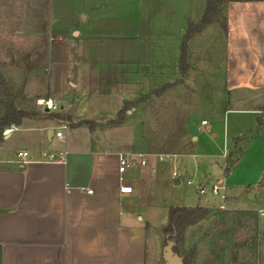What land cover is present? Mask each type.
I'll return each instance as SVG.
<instances>
[{"label": "crops", "instance_id": "obj_1", "mask_svg": "<svg viewBox=\"0 0 264 264\" xmlns=\"http://www.w3.org/2000/svg\"><path fill=\"white\" fill-rule=\"evenodd\" d=\"M207 1L74 0V26L63 31L52 24L54 0H0V72L12 92L24 85L18 109L41 114L7 127L14 130L0 146V264H147L151 223L137 201L146 186L155 191L164 165H142L150 146L107 133L144 126L133 121L143 108L195 91L206 69L201 42L213 36L226 44L227 94H254L256 117L264 109V2L230 3L227 31L214 23L193 36L182 62ZM58 2L62 9L73 0ZM39 99L58 110L43 111ZM23 151L28 158L18 157ZM132 181L138 195L122 193Z\"/></svg>", "mask_w": 264, "mask_h": 264}, {"label": "rangeland", "instance_id": "obj_2", "mask_svg": "<svg viewBox=\"0 0 264 264\" xmlns=\"http://www.w3.org/2000/svg\"><path fill=\"white\" fill-rule=\"evenodd\" d=\"M58 3V0L53 2L52 24L57 29L62 25L63 31L69 30L74 26V0L62 9ZM226 10L222 5L218 19L223 30ZM201 45L206 69L196 77L195 91L183 97L174 95L171 99L154 101L150 110L143 108L139 118L135 115L134 123L140 120L144 126L118 129L107 135L123 143L135 144L137 148L150 146L152 155L146 157V161L156 168L164 165L155 191L146 186L144 200L137 201L141 204L140 218L146 214L151 223L147 264H164L169 209L199 205L206 207L209 215L188 227L183 241L179 246L175 243L174 247L183 261L186 260L185 264H264V217L261 216L264 213V130L259 125L264 119V109L257 116L258 121L250 112L256 108L254 94L243 92L239 100L236 94H227L224 38L208 37ZM133 106L128 105L118 121L123 120L125 112ZM203 122L207 124L202 125ZM60 132L66 135V130ZM16 137L20 136L13 135L12 141ZM161 157L168 159L161 162ZM237 157L239 160L230 166ZM135 160L141 162L142 159ZM177 160L178 165L175 164ZM215 167L221 175H214ZM169 170L170 183L166 178ZM175 181L180 184L175 185ZM218 183L227 188L224 209L220 207V195L214 196L210 191ZM130 184L138 195L137 183ZM201 188L207 191L204 196L200 195ZM251 194L254 199H250Z\"/></svg>", "mask_w": 264, "mask_h": 264}, {"label": "trees", "instance_id": "obj_3", "mask_svg": "<svg viewBox=\"0 0 264 264\" xmlns=\"http://www.w3.org/2000/svg\"><path fill=\"white\" fill-rule=\"evenodd\" d=\"M239 2H264V0H208L207 1V10L202 18L199 25L191 24L188 28L186 35V43L183 48V56L182 62L186 61V53H187V43L191 40L193 36L201 33L208 26L214 23H218L219 15L221 13V6L225 5L226 7L230 3ZM225 30L227 31V25L225 26ZM167 87H164L160 91L157 92L158 95H161ZM24 91V85L21 86L19 92L14 93L11 90V84L4 77V75L0 72V98L2 104L5 108L4 115L0 118V146L3 143V131L5 128L10 126H19L26 119H34L40 118L41 114L34 111H24L20 110L17 107V100L22 97ZM263 125V122L259 124ZM239 157L234 160L230 166H233ZM230 171L229 167L226 169V174ZM209 215V211L204 206H197L194 208H180V207H171L168 211V222L165 229L166 235H170V239L176 243L177 246L183 241V236L188 227L196 225L198 222L204 220ZM176 253L178 252L177 248H174ZM186 260L184 259V264Z\"/></svg>", "mask_w": 264, "mask_h": 264}, {"label": "built area", "instance_id": "obj_4", "mask_svg": "<svg viewBox=\"0 0 264 264\" xmlns=\"http://www.w3.org/2000/svg\"><path fill=\"white\" fill-rule=\"evenodd\" d=\"M37 105L41 108H45V110L47 111H57L58 110V106L56 105L55 101H53L52 99H39L37 100ZM207 123L206 122H203L202 125H206ZM14 130V127H11V128H7L3 131V137H8L11 135V133L13 132ZM57 137L58 138H62V133H58L57 134ZM226 151H225V155L224 157H226ZM18 157L21 158V159H26L29 157V153L26 152V151H23V152H20L18 153ZM50 160L52 161H58V162H63V156L61 155L60 157H56L55 155H50L49 156ZM143 158V157H142ZM166 159H168L167 157L164 158V157H161L160 158V161L161 162H164L166 161ZM146 164V160L143 159L142 160V165H145ZM129 168V164H128V161L125 157H120V167H119V172L121 174H124L126 172V170ZM174 178H177V175H174ZM199 183L196 182L195 185L197 186ZM189 185H194V183L192 182H189ZM132 187H129V186H122L120 191L122 193H125V194H131L132 193ZM227 188L225 185L223 184H216L214 185L212 188H211V194H213L214 196H219L221 197V203L222 205L220 206L221 209H224L225 208V205H226V201H227V197L225 195V192H226ZM92 191H90L91 193ZM200 195H205L207 194V191L204 189V188H201L200 189ZM261 216L264 217V213H261Z\"/></svg>", "mask_w": 264, "mask_h": 264}, {"label": "water", "instance_id": "obj_5", "mask_svg": "<svg viewBox=\"0 0 264 264\" xmlns=\"http://www.w3.org/2000/svg\"><path fill=\"white\" fill-rule=\"evenodd\" d=\"M220 171L217 168H214V175H220ZM179 184V182H176ZM250 199H254V196L251 194ZM175 242L170 239V235H167V246L163 251V260L164 264H184L182 257H180L175 251Z\"/></svg>", "mask_w": 264, "mask_h": 264}]
</instances>
